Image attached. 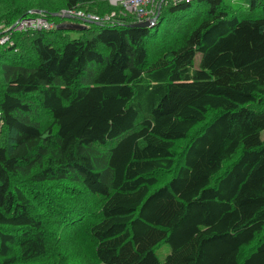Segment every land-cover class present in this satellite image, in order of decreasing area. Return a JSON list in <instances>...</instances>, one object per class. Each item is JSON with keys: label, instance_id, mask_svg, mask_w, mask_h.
I'll return each instance as SVG.
<instances>
[{"label": "trees", "instance_id": "trees-1", "mask_svg": "<svg viewBox=\"0 0 264 264\" xmlns=\"http://www.w3.org/2000/svg\"><path fill=\"white\" fill-rule=\"evenodd\" d=\"M31 1L0 0V264H264V0H162L153 27ZM60 10L113 16L12 28Z\"/></svg>", "mask_w": 264, "mask_h": 264}, {"label": "built area", "instance_id": "built-area-1", "mask_svg": "<svg viewBox=\"0 0 264 264\" xmlns=\"http://www.w3.org/2000/svg\"><path fill=\"white\" fill-rule=\"evenodd\" d=\"M160 0H109V4L112 7H119L123 13H129L134 15L137 22L151 21L159 13ZM179 1V0H172ZM62 14V13H61ZM79 20L80 24H84L87 21L91 22H102L108 21L110 16H113V12L105 14L103 16L94 15L92 13H83L81 11L70 10L68 15ZM64 15V14H63ZM56 27V24L49 22L42 17H34L28 19V21H23L22 19L17 20L12 28L17 31H27V30H51ZM7 38H2L0 43H5Z\"/></svg>", "mask_w": 264, "mask_h": 264}, {"label": "rangeland", "instance_id": "rangeland-1", "mask_svg": "<svg viewBox=\"0 0 264 264\" xmlns=\"http://www.w3.org/2000/svg\"><path fill=\"white\" fill-rule=\"evenodd\" d=\"M24 1V0H23ZM46 1H49L52 5H53V7L52 6H50V5H48V6H44V8L46 9V10H52V8L53 9H55V7H56V5L57 6H60V1L61 0H33V1H31V2H33V3H40L41 5H43V3H46ZM161 1L162 0H160L159 1V3H161ZM192 1V0H191ZM29 2V1H28ZM27 2V3H28ZM243 4H245L246 3V0H242L241 1ZM20 3H23V2H20ZM110 5V4H109ZM60 12V16H58V18H59V22L58 23H56V25H58V24H60V23H63V22H66L69 18H66V15H68V12H70V11H63V10H60L59 11ZM62 13V14H61ZM94 13V12H93ZM64 14V15H63ZM106 14H108V13H106ZM55 15V14H54ZM70 15V14H69ZM68 15V16H69ZM95 15V14H94ZM99 15V14H98ZM105 15V14H104ZM100 16V15H99ZM103 16V15H102ZM55 17H56V15H55ZM31 18H33V17H29V18H23L22 19V22L23 21H28V19H31ZM64 18V19H63ZM66 19V20H65ZM16 22V21H15ZM55 24V23H54ZM80 24V23H79ZM11 28V27H10ZM8 29V28H7ZM7 29L6 30H3V36H1L0 37V41H1V39L2 38H7V40L9 39V36L7 35ZM67 34L68 35H70V39L71 38H76L77 37V33H75V32H73V31H68L67 32ZM198 60H199V55H196V57H195V59H194V63H198ZM261 137L262 138H264V131L261 133ZM155 253H156V255H157V258L159 259V260H163L164 259V257L169 253V246H168V244H166V243H163V244H161L156 250H155Z\"/></svg>", "mask_w": 264, "mask_h": 264}, {"label": "water", "instance_id": "water-1", "mask_svg": "<svg viewBox=\"0 0 264 264\" xmlns=\"http://www.w3.org/2000/svg\"><path fill=\"white\" fill-rule=\"evenodd\" d=\"M66 18H69L70 20V15H66ZM158 19V15L151 21H143V22H136L135 24H133L134 26H140V27H153V25L155 24L156 20ZM87 24H93V22L91 21H87ZM85 28V25L79 24V23H75V22H63L60 23L58 25H56V29L59 30H81Z\"/></svg>", "mask_w": 264, "mask_h": 264}, {"label": "bare ground", "instance_id": "bare-ground-1", "mask_svg": "<svg viewBox=\"0 0 264 264\" xmlns=\"http://www.w3.org/2000/svg\"><path fill=\"white\" fill-rule=\"evenodd\" d=\"M185 1H186V0H185ZM162 17H163V16H162ZM71 18H72V17H71ZM63 19H64V18H63ZM65 20H66V19H65ZM71 21H72V20H71ZM9 26H10V25H9ZM9 26H8V27H9ZM19 32H20V31H19ZM101 153H102V152H101Z\"/></svg>", "mask_w": 264, "mask_h": 264}, {"label": "clouds", "instance_id": "clouds-1", "mask_svg": "<svg viewBox=\"0 0 264 264\" xmlns=\"http://www.w3.org/2000/svg\"><path fill=\"white\" fill-rule=\"evenodd\" d=\"M84 24H87V23H84ZM84 24H82V25H84Z\"/></svg>", "mask_w": 264, "mask_h": 264}]
</instances>
